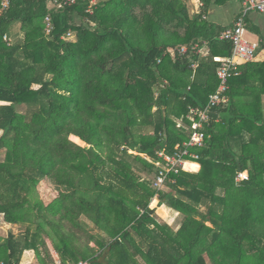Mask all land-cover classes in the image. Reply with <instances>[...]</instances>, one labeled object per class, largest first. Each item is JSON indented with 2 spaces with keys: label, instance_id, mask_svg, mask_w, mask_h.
I'll return each instance as SVG.
<instances>
[{
  "label": "trees",
  "instance_id": "trees-1",
  "mask_svg": "<svg viewBox=\"0 0 264 264\" xmlns=\"http://www.w3.org/2000/svg\"><path fill=\"white\" fill-rule=\"evenodd\" d=\"M199 1L191 14L189 0H106L90 15L83 1L55 9L52 0H10L1 12L0 0V215L20 228L0 242V262L21 264L33 251L37 264H55L53 252L62 264L104 255L102 264H264L257 56L230 79L228 103L210 111L206 147L190 160L201 169L154 187L159 153L189 140V108H204L218 89L214 58L233 53L219 38L235 24L208 20L212 6L233 0ZM196 44L203 55L177 52ZM44 181L58 191L49 204L38 194ZM157 211L181 216L179 228Z\"/></svg>",
  "mask_w": 264,
  "mask_h": 264
},
{
  "label": "built area",
  "instance_id": "built-area-1",
  "mask_svg": "<svg viewBox=\"0 0 264 264\" xmlns=\"http://www.w3.org/2000/svg\"><path fill=\"white\" fill-rule=\"evenodd\" d=\"M1 12L8 9L10 0H1ZM80 1L87 2L88 7L86 12L90 15L94 14V10L97 7V0H52L51 7L55 9H63L65 7H71L77 5ZM241 12L236 20L235 26L223 32L220 36L221 41L230 42L233 45V53L229 58H214L219 63L217 75L219 79V86L217 91L209 98L208 104L204 108L190 107L188 113V120L191 123L190 137L187 142L182 146H177L173 154H167L165 152L159 153L160 162L156 165L159 167V172L156 175L154 187L156 190L161 191L166 187V183L170 177V174H179L181 171H186L185 166L191 164L190 160H198L199 155L193 152V149H203L206 147V133L205 126L210 121V111L213 108L228 103V91L229 81L233 77L241 75V66L250 63L255 60L257 51L259 49V43L250 42L246 39L248 33L247 29V17L252 12L264 14V0H240ZM45 34L48 36L53 31L52 18L48 16L45 20ZM72 35L69 34V37ZM4 41L11 45L12 41L9 37L5 36ZM196 55H203L204 48L199 45H193L191 48L180 47L178 54L180 56L187 55L189 52ZM193 69H197V64L192 65ZM248 180V173L244 172L239 174L237 181ZM55 264H62L59 257L54 252ZM0 264H5L0 262ZM77 264H92L90 261H81Z\"/></svg>",
  "mask_w": 264,
  "mask_h": 264
},
{
  "label": "crops",
  "instance_id": "crops-1",
  "mask_svg": "<svg viewBox=\"0 0 264 264\" xmlns=\"http://www.w3.org/2000/svg\"><path fill=\"white\" fill-rule=\"evenodd\" d=\"M201 6L202 5L200 4L198 12H201V8H202ZM241 10L242 8H241L240 0H233L229 2L227 5L222 7L212 6L208 12V20L217 26H221L224 27L225 29H228L234 26L236 19L239 13L241 12ZM248 21L249 22L247 29L251 32L252 37L254 39V40L251 39L250 41V39L248 38V40L250 42L259 43L260 48L257 52L256 61L263 62L264 61V14L252 12L249 14ZM1 135L2 132H0V136ZM191 165H198L199 170L201 169V166L196 163L186 165V169L192 170L191 168H189V166ZM192 171L198 172L195 170ZM155 201L157 202V206H159V200L155 199ZM162 207L167 209L165 205H163ZM170 217L173 218V215L170 214ZM21 264H35V253L33 251L25 252Z\"/></svg>",
  "mask_w": 264,
  "mask_h": 264
},
{
  "label": "rangeland",
  "instance_id": "rangeland-1",
  "mask_svg": "<svg viewBox=\"0 0 264 264\" xmlns=\"http://www.w3.org/2000/svg\"><path fill=\"white\" fill-rule=\"evenodd\" d=\"M97 1L99 3V2H102V1H106V0H97ZM199 5H200V1L199 0H189L188 7H189V10H190V13L191 14L198 13ZM74 23L76 25H78V26H80L82 24L81 21L79 19H77V18L74 19ZM248 38L250 39V41H251V39H253L252 34H251V32L249 30H248V33L246 35V39L247 40H248ZM69 39L71 41H76V32H73L72 36L69 37ZM147 133L150 134V131H146V134ZM71 140L74 141L72 138H71ZM77 144L80 145V146L86 147L85 144H80V143H77ZM5 155H6L5 151H0V162L4 160ZM165 190H167V186H166ZM38 194L40 196V199L45 204L51 203L54 199H56L58 197V191L55 189V187L49 181H44V182H42L39 185ZM173 214L174 213L172 212V215ZM156 215H157V217L159 218V220L161 222H163V223L168 222L169 225L174 230H177L179 228L181 222H182V217L181 216H179V217L173 216V218H171L170 221H168V220H164L163 218H161L160 211H157ZM11 232H13L15 234H18L20 232V228L18 226H14V225H10V224L5 223L3 215H0V242H3L7 238L9 233H11ZM35 264H37L36 261H35Z\"/></svg>",
  "mask_w": 264,
  "mask_h": 264
},
{
  "label": "bare ground",
  "instance_id": "bare-ground-1",
  "mask_svg": "<svg viewBox=\"0 0 264 264\" xmlns=\"http://www.w3.org/2000/svg\"><path fill=\"white\" fill-rule=\"evenodd\" d=\"M187 165H190V164H187ZM189 168H191L192 170H195V171L199 170V166L198 165H191V166H189ZM185 169H186V166H185Z\"/></svg>",
  "mask_w": 264,
  "mask_h": 264
},
{
  "label": "water",
  "instance_id": "water-1",
  "mask_svg": "<svg viewBox=\"0 0 264 264\" xmlns=\"http://www.w3.org/2000/svg\"><path fill=\"white\" fill-rule=\"evenodd\" d=\"M97 263H107L106 261V255H104L99 261H97Z\"/></svg>",
  "mask_w": 264,
  "mask_h": 264
}]
</instances>
